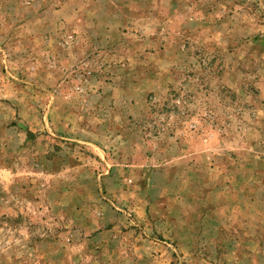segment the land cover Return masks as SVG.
<instances>
[{
    "label": "rangeland",
    "instance_id": "1",
    "mask_svg": "<svg viewBox=\"0 0 264 264\" xmlns=\"http://www.w3.org/2000/svg\"><path fill=\"white\" fill-rule=\"evenodd\" d=\"M0 264H264V0H0Z\"/></svg>",
    "mask_w": 264,
    "mask_h": 264
}]
</instances>
